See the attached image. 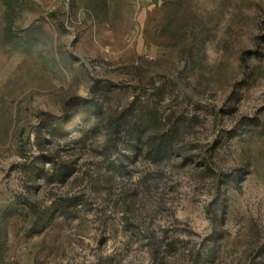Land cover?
I'll return each mask as SVG.
<instances>
[{
  "label": "rangeland",
  "instance_id": "rangeland-1",
  "mask_svg": "<svg viewBox=\"0 0 264 264\" xmlns=\"http://www.w3.org/2000/svg\"><path fill=\"white\" fill-rule=\"evenodd\" d=\"M0 264H264V0H0Z\"/></svg>",
  "mask_w": 264,
  "mask_h": 264
},
{
  "label": "trees",
  "instance_id": "trees-1",
  "mask_svg": "<svg viewBox=\"0 0 264 264\" xmlns=\"http://www.w3.org/2000/svg\"><path fill=\"white\" fill-rule=\"evenodd\" d=\"M65 127H66L65 124H59L53 129V131L55 133H61V132H63L65 130Z\"/></svg>",
  "mask_w": 264,
  "mask_h": 264
}]
</instances>
